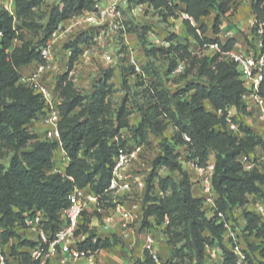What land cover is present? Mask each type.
<instances>
[{"label": "trees", "instance_id": "trees-1", "mask_svg": "<svg viewBox=\"0 0 264 264\" xmlns=\"http://www.w3.org/2000/svg\"><path fill=\"white\" fill-rule=\"evenodd\" d=\"M43 1L15 0V20L9 13L0 10V160L4 150L11 152L7 167L0 163L2 243L16 238L20 246H35V242L21 239L16 232L17 227L23 224V215L43 210L50 222H57L58 213L66 207V195L73 185L79 188L89 186L96 193H103L111 178L112 158L126 144L121 131L128 130L133 140L145 145L149 143L150 134L161 138L159 152L151 160L147 177L142 227L164 226L163 233L168 236V244L172 247L171 258L186 256L191 264H205L206 246L216 244L224 253L223 264H235L233 253L225 251L222 245V222L216 216L209 217L203 207V198L192 196V183L182 162L193 161L197 167H204L209 162V153H213L215 206L216 211L227 214L226 219L235 208L245 207L247 196L264 198L260 190V186L264 185V174L256 169L244 172L237 161L241 153L261 147L264 138L254 135L243 125L240 126L242 137L231 134L225 128L223 117L215 115L216 111L229 106L246 115L242 101L245 89L236 65L217 53L199 57L191 52L189 44L176 42L174 36L166 39V47L153 46L146 37L147 29L151 27L127 26L126 33L135 36L137 47L147 59L146 65L150 60L153 64L165 57L166 67L146 72V79L135 80L128 78L126 69H120L118 74L125 92H131L133 86L130 82L133 84L134 81L135 84L149 82L150 87L144 86L141 91L148 98L146 102L134 108L125 101L113 117H109L113 70L96 77L87 97L75 89L67 75L57 79L62 99L59 129L63 150L70 159L66 170V175L73 179L70 182L59 175L46 173L53 166L56 144L38 139L36 133L29 131L31 124L36 125L38 116L42 114L43 102L31 88L19 82V69L37 62L40 45L65 21L93 11L96 0H61L59 5L51 8L45 25L38 27L34 20L35 11ZM130 3V6L147 4L165 23L181 10L188 17L182 20L186 35L200 49L213 44H218L222 52L234 48V40L221 42L218 37L220 19L229 14L233 0H130ZM211 10L216 14L212 25L213 38L205 36L207 28L201 23ZM250 15L264 22V0H252ZM17 24L19 28L23 26L28 30L41 28L39 41L32 44L21 39L20 46L12 48V42L18 38ZM87 40L80 35L68 45L67 49H72L69 70L80 54L77 45ZM178 66L183 68L176 75L178 82L186 83L183 89L171 93L165 89L164 81L168 82V78L175 75ZM189 76L191 79L187 80ZM259 94L264 97V78ZM205 103L210 105V110L205 108ZM133 114H138L139 119L131 125L129 119ZM169 125L173 133L167 138L164 132ZM179 149L184 151L186 160ZM89 159L92 164L88 163ZM162 171H166L167 175L161 176ZM173 173L177 174L176 178ZM152 181L163 192L162 197L148 195L156 189L151 186ZM242 215L246 222L242 230L245 238L253 236L260 240L259 245H248L251 253L257 247L258 257L253 259V255L245 251L247 258L254 264H264V221L252 210H243ZM150 218L153 223L148 221ZM235 227L233 224V230ZM178 244L181 246L177 247ZM114 245V242L99 240L87 247L103 250ZM163 263L172 264L171 261ZM132 264L153 262L145 251L142 262L132 261Z\"/></svg>", "mask_w": 264, "mask_h": 264}, {"label": "built area", "instance_id": "built-area-1", "mask_svg": "<svg viewBox=\"0 0 264 264\" xmlns=\"http://www.w3.org/2000/svg\"><path fill=\"white\" fill-rule=\"evenodd\" d=\"M15 0H0V10L9 13L15 20ZM128 0H96L95 9L73 17L65 22L64 30L53 33L48 40L39 47V60L33 62L34 68L28 76H20L19 82L31 88L38 94L43 102L42 114L37 118L38 139L47 140L56 144L53 154L51 170L47 174H56L63 179L73 182L66 175L70 159L63 150L59 122L61 119L60 106L62 99L56 84L52 79H59L67 75L68 81L74 82L72 76L81 58H86L88 52L100 55V70L97 78L103 76L107 70L114 73L124 68L130 80L146 79L144 67L147 59L137 45L128 41L126 33V19L123 10L127 7ZM148 6L147 4H144ZM142 6V5H141ZM153 10V9H152ZM187 19V15L181 13ZM247 27L251 44L245 52H222L218 44L204 46L205 49L219 54L234 63L240 74L245 92L242 101L245 103L251 99L256 107V119L262 125L264 138V97L259 94L260 83L264 78V22H260L255 16L250 15L247 19ZM72 35V38H69ZM87 38V42L77 45L80 54L72 69L69 70V61L61 68L56 65V51L61 43L74 42L78 36ZM147 39L153 46L159 47L163 43L156 37L155 30L149 28L146 32ZM165 47L167 43L163 44ZM67 56H71L72 49L66 50ZM70 59V57H69ZM182 70L178 66L174 73ZM56 90V91H55ZM217 117H223L227 132L242 137L240 131L241 113H237L232 106L215 112ZM131 135L128 130H122ZM183 138L186 139V136ZM126 140V139H125ZM147 145L138 143L133 139L126 140L125 147L120 149L112 158V174L107 188L103 193H96L91 187L79 188L75 185L66 195L67 205L58 213L57 222H50L43 210L25 213L21 230L28 232L31 238L25 239L35 242L36 245L29 247V264H48L57 253L63 255L62 262L73 260H90L101 251L92 250L89 245L96 244L99 240L112 241L114 237L122 240L125 235L135 229L142 236V253L148 252L153 264H164L157 253L153 250L156 238L154 229L142 227L143 222V197L146 193L147 177L151 170V160L148 166L142 165V156ZM259 153V154H258ZM244 172L258 170L259 164L264 162V143L258 149L248 153H241L237 158ZM196 171L197 182L204 194V206L208 215L216 216L223 224V239L225 251L233 253L235 264H254L247 258V254L238 243L237 231L233 230V223L227 214L216 211L215 196L212 188L214 175V162H207L204 167H197L190 161ZM155 181V180H154ZM151 182L156 189L148 195L163 196V192L157 189V184ZM140 193L139 204L133 199ZM251 210L264 221V205L257 201L252 203ZM96 222L94 226L91 222ZM140 228V230H139ZM3 232V229L0 227ZM97 229L108 234L106 239H101ZM153 229V230H152ZM0 233V264H10L9 256L5 254ZM206 252L218 255L217 264H223L224 253L216 245L206 246ZM142 262V260H141ZM132 264V263H131Z\"/></svg>", "mask_w": 264, "mask_h": 264}, {"label": "rangeland", "instance_id": "rangeland-1", "mask_svg": "<svg viewBox=\"0 0 264 264\" xmlns=\"http://www.w3.org/2000/svg\"><path fill=\"white\" fill-rule=\"evenodd\" d=\"M61 0H44L41 7L35 11V23L38 25V27H43L47 21L48 14L51 10L52 7L59 5ZM130 0H128V5L127 7L123 10L124 17L127 21L126 28L127 26H132V25H141V26H147L151 27L152 29L155 30L156 37L160 40L161 43L165 44L166 39H168L170 36H174L176 38V42L183 43V44H189L188 47L190 48L191 52L193 54H197L199 57H202L203 55L205 56H211L213 55L212 51L205 49H200L198 46H195L192 42V39L189 40L188 37L185 35V28L182 24V20L185 19L181 16V10L175 12V16L171 17L167 20V22H162L160 17H157V12L152 10L146 5H140V6H130ZM251 14V13H250ZM215 12L210 11L209 15L207 17H204L201 19V23L204 24L207 28V32L205 34L206 37L213 38L212 34V25L213 21L215 18ZM229 16H224L223 18H228ZM18 23V22H17ZM64 25L62 24L58 30V32H61L64 30ZM17 28V35L18 38L12 42V48L20 46L21 44V39H24V41H29L32 44H35L39 41L41 37V28H38L37 30H28L25 27H20L19 24L16 25ZM148 30V29H147ZM69 38H72V35H69ZM129 39L133 40L134 42L135 38L129 36ZM149 40V39H148ZM150 41V40H149ZM130 42V41H129ZM71 42L68 43H61L57 47L56 51V65L57 67L61 68L63 64H66V60L69 57L67 56L66 50L68 45H70ZM137 44V43H136ZM160 45V47H165L164 45ZM100 55L96 53H92V51L88 52L86 55V58H81V60L77 63V68L75 69V73L72 76L73 81L77 80V77L79 75V69L84 68L85 66L92 67L94 68V73H91V76H89L86 80V82H83V86L79 87L78 84H74L73 86L77 91H79L83 96H88L91 93V86L95 82V79L97 77V74L100 70ZM151 60L149 61V65L145 67L144 73L146 72L152 73V71H157V69L163 70L166 67L167 60H165V57H161L159 60H156L153 64H151ZM182 63V62H180ZM183 70V68H182ZM181 70V71H182ZM195 73V70L193 71ZM175 75L172 77H169L168 82L164 81V87L165 89H168L171 93H174L176 91H179L184 88V84L186 83L185 81L178 82V77L176 75L178 73H174ZM191 77L189 76L187 80H190ZM186 80V81H187ZM138 81V80H137ZM52 84L57 83V78L51 80ZM136 81L132 84L130 82V85L133 86L131 92H125V86L122 87L121 85V77L119 76L118 72L113 73L112 79H111V84L113 85V93L110 95V105H111V113L109 117H113L114 113L118 110L119 106L122 105L125 101H127V104L133 105L134 108L137 105H140L143 102H146L148 99L146 96L142 94V89L143 87H150L148 83H142L139 82L135 84ZM153 85V84H152ZM152 87V86H151ZM146 89V88H144ZM56 91V90H55ZM136 119V117H135ZM31 132L32 130L29 129ZM34 133V131H32ZM38 133V132H36ZM173 133V128L171 125L165 130L164 132V137L169 138ZM122 137L126 140H131L132 137L131 135H127L125 132L122 135ZM161 138L157 137L156 139H153L152 142L148 143L145 152L142 156V165L143 166H148L149 161L151 160L152 157L156 156L159 147H158V141ZM179 151L182 153L183 158H185V154L183 150ZM11 157V152L8 150H4L3 156L0 160V163L4 166L7 167L9 159ZM89 164H92L93 161L91 159L88 160ZM161 176L167 175L166 171H162L160 173ZM173 177H177L176 173L172 174ZM231 220V219H230ZM232 222V221H231ZM154 229V230H153ZM153 231L155 232V238L157 239V244H158V249L159 251L157 252V255L161 259L162 262H168L171 261L172 264H191L189 261V258L186 256H182L181 258H171V253H172V247L168 244V236H165L163 233L164 226L163 228H156L153 227ZM235 231L237 230V227L234 228ZM240 236L242 238H245V234L243 231L240 232ZM181 244H178L177 247H180ZM256 247V246H255ZM257 248V247H256ZM256 248L253 250V252H256ZM14 250L13 247L10 248V251L12 252ZM17 254V253H16ZM258 252L253 254V259L258 257ZM14 255V254H13ZM217 258H212L207 255L205 264H217L218 261L215 260Z\"/></svg>", "mask_w": 264, "mask_h": 264}, {"label": "crops", "instance_id": "crops-1", "mask_svg": "<svg viewBox=\"0 0 264 264\" xmlns=\"http://www.w3.org/2000/svg\"><path fill=\"white\" fill-rule=\"evenodd\" d=\"M251 3L252 0H233V6H231V10L229 14L226 16H229L228 18L221 17L220 21V33L218 35L221 42H225L228 39H232L235 42L233 50L235 52H245L247 47L251 44V39L247 27V19L250 16L251 13ZM68 22H64L63 24H67ZM186 35V33H185ZM129 36L135 38L134 35L129 34L128 35V41L132 45H136V43H133V40L129 39ZM187 36V35H186ZM136 42V38L134 40ZM85 66L82 69H79V75L81 72V75L77 77V80H75L73 83L78 84V86L82 87L83 82H86L87 78L91 76V73H94V68ZM34 68V64L31 63L30 65L26 67H22L19 69V74L21 76H28L31 71ZM245 109H246V115L241 116V122L242 125L250 129V131L259 137L263 139V133H262V125L261 123L256 119V107L251 99H248L245 103ZM205 108L207 110H210V105L208 103H205ZM136 117V119H135ZM139 119L138 114H133L129 122L131 125H134L137 123ZM30 129L34 132L38 130L37 124H31ZM124 132H122V135ZM157 137L153 135L148 136V142H152L153 139H156ZM159 142V141H158ZM159 152V151H158ZM158 154V153H157ZM259 154V153H258ZM155 157V156H154ZM152 157L151 160L154 158ZM215 158L213 153H209V162H214ZM183 168L186 170L189 174L190 181L192 183L191 186V194L194 198H203L204 194L202 192V189L200 185L197 182V176L196 171L192 167L190 161L189 162H182ZM258 172L261 174H264V162H261L258 167ZM260 190L264 194V185L260 186ZM137 196L133 199L135 204H139L140 200V193H136ZM246 205L244 208H235L232 211V215L229 216L232 223L237 227V234H238V243L241 245V248L243 250L247 251L249 255L253 254L255 256L256 252L251 253L248 250L249 244H255L259 245L260 240L254 238L253 236H250L248 238H242L240 236V232L243 230V228L246 225L245 219L242 215L243 210H251L252 203L253 202H261L264 205V198H261L259 196L250 195L246 197ZM204 209H206L205 206H203ZM210 217V215H209ZM149 222L153 223V219L150 218L148 220ZM94 226L96 225V222L93 220L91 222ZM139 225L136 224L135 229H138ZM132 228L130 232H128L125 237L122 240H118L114 237V239L110 242H114L115 245L111 248L103 249L99 252L98 255H96L93 259L90 260H73L68 261L66 263L62 262L63 255L61 253H57L55 257H53L48 264H131L132 261H141L143 259V253H142V234ZM140 230V228H139ZM16 232L18 236L25 240L31 238V235L21 230L17 227ZM97 232L101 239H106L108 237V234L102 233L97 229ZM0 233H2V230L0 229ZM224 243V240H222V244ZM216 248V244L213 245ZM224 246V245H223ZM13 247L14 250L11 252L10 248ZM4 252L6 255L9 256L10 264H29V257H28V249L29 247L20 246L18 245V241L16 238L10 239L7 243H3ZM153 250L157 253L159 251L157 239L155 241ZM17 253V254H16ZM14 254V255H13ZM206 254L212 258H217L218 255L214 256L211 252ZM258 255V254H257ZM252 256V255H251Z\"/></svg>", "mask_w": 264, "mask_h": 264}]
</instances>
